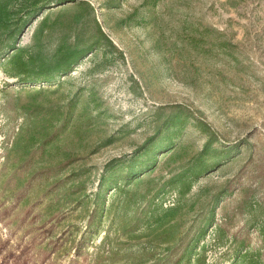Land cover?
Here are the masks:
<instances>
[{
    "label": "rangeland",
    "instance_id": "obj_1",
    "mask_svg": "<svg viewBox=\"0 0 264 264\" xmlns=\"http://www.w3.org/2000/svg\"><path fill=\"white\" fill-rule=\"evenodd\" d=\"M30 3L0 31V243L33 264H264V0ZM64 48L86 52L58 73ZM175 103L207 131L159 127Z\"/></svg>",
    "mask_w": 264,
    "mask_h": 264
},
{
    "label": "trees",
    "instance_id": "obj_2",
    "mask_svg": "<svg viewBox=\"0 0 264 264\" xmlns=\"http://www.w3.org/2000/svg\"><path fill=\"white\" fill-rule=\"evenodd\" d=\"M54 1L57 0H45V1L31 0V3L27 7L20 6L18 8V11L23 12L22 14L25 16L31 14L32 17H35L39 14V12H41L44 8H46L50 3ZM229 1L232 4L236 5L242 0H229ZM8 3L9 0H0V31L7 27L8 16L16 12L13 7L8 5ZM84 52L86 51L83 49H67V48L60 49L59 56L52 65L57 70L58 73H66L77 62L78 58H80ZM48 77H50V71L42 75H36L34 79L43 80ZM165 107L167 109V115L161 121L159 127L170 128L174 126H183L188 120L194 119L196 121V124L197 123L199 124L198 126L202 131L204 132L207 131L205 123L197 118H194L192 112L185 104L183 103L168 104ZM142 171L144 170H141V172L139 173H142ZM133 173L134 172L132 170H129L123 176L124 179L129 181ZM134 177H136V175ZM113 183H116V180L112 177V175L102 176L99 182V188H98L99 191L96 193V195L98 196L99 200H101V202L97 203L89 214L87 220L88 231H90L92 228H96L100 224V219H98L96 223H95V219L98 213L102 210V201L104 197L103 195L106 193V191L115 187L112 186ZM30 249H31L30 247L24 246L18 249L17 251H13L11 249L7 250L6 245L4 243H0L1 262L2 264H33ZM77 254L79 253L77 252Z\"/></svg>",
    "mask_w": 264,
    "mask_h": 264
},
{
    "label": "built area",
    "instance_id": "obj_3",
    "mask_svg": "<svg viewBox=\"0 0 264 264\" xmlns=\"http://www.w3.org/2000/svg\"><path fill=\"white\" fill-rule=\"evenodd\" d=\"M2 229V231L5 233L6 232V229L5 228H1Z\"/></svg>",
    "mask_w": 264,
    "mask_h": 264
}]
</instances>
